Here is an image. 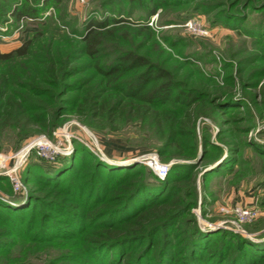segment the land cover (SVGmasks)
<instances>
[{
  "label": "rangeland",
  "instance_id": "374dc122",
  "mask_svg": "<svg viewBox=\"0 0 264 264\" xmlns=\"http://www.w3.org/2000/svg\"><path fill=\"white\" fill-rule=\"evenodd\" d=\"M156 1L166 2L152 14L151 0H90L86 5L79 0H60L43 18L22 27H9L11 36L0 42V54H10L27 41L33 46L27 57L0 63V76L10 80L8 94H21L20 85L38 76L47 51L60 49L69 54L76 49L73 64L79 73L68 84L92 86L100 80L95 73L98 64L107 68L126 54L144 57L151 65L169 72L181 89L209 96L205 98L207 115L199 116L195 123L196 157L187 160L171 157L169 152L161 155L164 143L159 133L138 117L121 116L105 124L101 120L91 123L75 112L62 115L60 112L66 108L63 104L73 97L81 98V91L65 95L58 108L53 99H37L49 102V109L53 107L49 111L51 133L23 129L15 121L0 127V227L13 232L6 238L9 245L0 253V264H114L120 259L119 254L110 260L109 250L92 251L86 232H82L84 217L98 213L96 220L103 213L101 205L96 207L103 195L93 189L96 181L103 185L105 177L99 180L95 176L94 159L102 165L101 170L107 167L104 173L108 168L115 173L142 168L146 189L157 190L159 196L164 188H174L184 202L193 204L178 229L163 230L152 237L157 246L143 264L194 263V258L208 255L207 247L216 256L214 264H240L243 251L264 250V12L249 9L246 17L236 14L240 19H234L235 13L222 5L223 0ZM5 2L8 4V0ZM262 6L255 3L254 9ZM91 21L108 22V27L99 32L95 61L83 54L86 27ZM107 32H112L113 38ZM133 74L122 77L112 88L120 87ZM222 94L231 95L229 109L227 104L216 109L209 103ZM251 99L255 101L251 103ZM243 108L252 114L245 125L227 112ZM41 138L50 141L55 149L50 152L53 156L44 157L40 148L31 147ZM26 150L28 155L17 171L20 189H16L6 174L14 168L16 156ZM233 150L237 155L229 174L222 169L205 176L211 166L223 162ZM64 166H73L70 197L80 196L83 208L74 211L69 207L64 213L44 202L41 207L34 205L44 196L33 191L43 171L54 168L63 180L69 177ZM181 167L186 174L194 173V184L184 181L186 174L177 170ZM178 179L183 182L174 183ZM142 194L129 204L130 208L135 210L143 204ZM122 208L123 202L105 207L103 210L110 212L98 223H110L112 214ZM132 209L117 220L131 214ZM239 211L256 215L242 220ZM221 230L227 234L219 233ZM152 238L142 246L126 247L133 262L148 253ZM126 262L127 257L123 264Z\"/></svg>",
  "mask_w": 264,
  "mask_h": 264
},
{
  "label": "trees",
  "instance_id": "16d2710c",
  "mask_svg": "<svg viewBox=\"0 0 264 264\" xmlns=\"http://www.w3.org/2000/svg\"><path fill=\"white\" fill-rule=\"evenodd\" d=\"M58 1L60 0H8L7 4L3 0L0 5V23L5 24L12 20L11 27L12 25H18L22 19L43 18L45 13ZM151 1H154L152 14L165 5L166 2ZM221 3L223 6L225 5L224 7L228 5L230 12L235 13L232 16L234 19H240L237 18L236 14L246 17L245 15L249 9L264 12V0H223ZM255 3L263 4V6L259 10H255ZM107 27V21H91L86 27L87 36L84 38L83 54L93 61L96 60L99 53L101 39L99 32ZM107 33L108 36L113 38L112 32ZM32 46L33 42L27 41L10 54H0V63H7L15 58L27 57L31 53L29 51ZM75 51L76 49L69 54L63 53L60 49L52 52L47 51V56L44 59L45 64L43 63L39 69L38 76H32L28 78L25 85H20L23 89L21 94H8L7 87L10 80L2 75L0 76V127L2 124L15 121L23 129L36 128L41 133L49 134L53 130L49 111L53 107L49 109V102L42 103L41 101L36 102V100L53 99L55 104H58V108L60 103H63L61 99L65 95L81 91V98L76 99L73 97L68 100L67 104H63L66 105V108H63V111L61 110L62 115L67 112H75L77 115L90 119L91 123L101 120L105 124L112 123L121 116L138 117L149 122L151 127L159 133L164 143L160 150L161 155L169 152L168 154L171 157L187 160L196 157L195 123L199 116L207 115L205 112L208 103L205 98L209 97L207 94H199L195 90L187 92L183 88L181 89L182 86L171 78L169 72L151 65L144 57L132 54L117 58L107 68H103L98 64L95 67V73L100 80L92 86H85L82 83L68 84V80L79 73L77 66L73 64ZM132 73L135 74L120 83V87L112 88L114 83L116 84L122 77L129 76ZM53 89H58V92L54 93ZM230 97V94H222L210 100L209 103L211 105L215 104V108L218 109V105L224 106L229 103ZM249 101L253 103L255 99ZM228 105L226 106L228 109L232 107ZM227 112L235 116V121L242 119L240 124L249 123L252 115L247 108L235 109L234 111L228 110ZM91 123L90 125H93ZM241 129L248 133L245 127ZM184 141L188 148H185ZM229 155L221 163V166L207 172L205 176L215 174L222 169H225V172L229 174L233 170V166H231L232 159H235L237 152L233 150ZM64 167V169H67L65 173H69V177L63 180H60L58 172H55L54 168L43 171L42 178L38 179V184L34 186L33 191L43 193L44 196L34 205L40 206L44 202L52 209H62L64 213H68L66 209L69 210V207L74 211L83 208L85 204H81L80 196L77 199L70 197L72 181L75 178L73 166L71 168ZM94 168L95 176H99V180L105 177L104 184L101 185L96 181L93 189L98 190L99 194L103 195L102 201L96 205V207L101 205L99 209L103 212L99 219L110 212L107 209L103 210L110 204L123 202V208L114 213L111 211L113 213L111 221L113 222L110 221V223H98L99 219H94L98 213L84 217L81 220L84 225L82 232H86V241L90 244L92 251L101 252L104 250L105 252L109 250L107 255L110 260L120 254V259L115 260L114 264H123L125 257L129 259V262L125 264H132L134 258L128 252L130 249L125 250L128 245L142 246L147 239H151L163 230L178 229L182 218L193 207V204L184 202L180 192L177 194L174 188H164L163 193L159 196L157 190L150 191L146 189L143 184L145 172L142 168L117 173L114 172V169L108 168L107 173H104L107 167L104 168L105 170H101L102 165L97 164L95 159ZM177 170L185 174L187 171L184 167ZM181 180H175L174 183L179 184L183 182ZM194 180L195 175L193 173L186 174L184 181L194 184ZM60 181L66 184L69 189L61 187L58 183ZM77 193L81 195L82 191L77 190ZM141 194L144 196V202L133 210L129 204ZM131 209V214L129 213L128 216L117 220L118 216ZM33 212L31 217L35 220L36 214ZM219 233L227 234L223 230ZM12 235L13 232L10 228L0 227V253L7 249L9 241H6V238ZM156 246L157 242L153 241L152 238L148 253L144 254L140 260L134 261L135 264H143V259L149 256L151 250ZM206 249L208 250L209 247ZM132 250L135 251L136 249ZM207 250L205 251L208 255L198 256L193 259L194 263L191 261L188 264H208L210 258L213 260L210 261V264H214L216 256L210 249ZM243 253V262L240 264H264V250L251 249L245 250ZM179 264L187 263L183 261Z\"/></svg>",
  "mask_w": 264,
  "mask_h": 264
},
{
  "label": "built area",
  "instance_id": "2783aa9c",
  "mask_svg": "<svg viewBox=\"0 0 264 264\" xmlns=\"http://www.w3.org/2000/svg\"><path fill=\"white\" fill-rule=\"evenodd\" d=\"M89 1L90 0H79L81 5H86ZM33 21H35V19L26 18V19H22L19 22V24L22 27L25 23L33 22ZM9 27H10L9 22H6L5 24L0 23V42L9 39V37L11 36V35H9ZM33 146L36 148H40V150L42 152L41 153L42 156L47 157V158L50 157V155H51L50 152L55 150L53 148L52 144L50 143V141L47 140V138H41L38 142H36L35 145H32L31 147L33 148ZM31 147H29L27 150H29ZM27 150H26V155H28ZM54 154H56V153H54ZM26 155L20 157V154H19L18 156H16V158L14 160L15 161L14 168L11 169L6 174L8 176V178L11 179V182L14 183L16 189H20V184H19L18 177H17V171L21 165V161L26 157ZM51 156H53V154ZM239 213L241 215L242 220H245V219L250 218V217H254L256 215L255 213H252V212L239 211Z\"/></svg>",
  "mask_w": 264,
  "mask_h": 264
},
{
  "label": "water",
  "instance_id": "95a60500",
  "mask_svg": "<svg viewBox=\"0 0 264 264\" xmlns=\"http://www.w3.org/2000/svg\"><path fill=\"white\" fill-rule=\"evenodd\" d=\"M221 163H222V161H220V162L214 164L213 166H211V167L207 170V172H211V171L214 170L216 167H218ZM207 172H206V173H207Z\"/></svg>",
  "mask_w": 264,
  "mask_h": 264
},
{
  "label": "bare ground",
  "instance_id": "6f19581e",
  "mask_svg": "<svg viewBox=\"0 0 264 264\" xmlns=\"http://www.w3.org/2000/svg\"><path fill=\"white\" fill-rule=\"evenodd\" d=\"M26 155V151H24L23 153L20 154V157L25 156Z\"/></svg>",
  "mask_w": 264,
  "mask_h": 264
},
{
  "label": "crops",
  "instance_id": "0c3cea01",
  "mask_svg": "<svg viewBox=\"0 0 264 264\" xmlns=\"http://www.w3.org/2000/svg\"><path fill=\"white\" fill-rule=\"evenodd\" d=\"M14 37V36H13Z\"/></svg>",
  "mask_w": 264,
  "mask_h": 264
}]
</instances>
